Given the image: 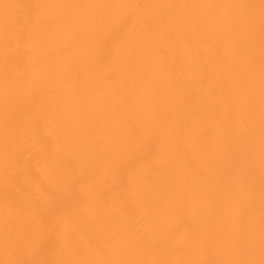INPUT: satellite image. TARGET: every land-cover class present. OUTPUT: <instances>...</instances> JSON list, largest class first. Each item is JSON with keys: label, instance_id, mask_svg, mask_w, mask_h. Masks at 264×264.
<instances>
[{"label": "bare ground", "instance_id": "bare-ground-1", "mask_svg": "<svg viewBox=\"0 0 264 264\" xmlns=\"http://www.w3.org/2000/svg\"><path fill=\"white\" fill-rule=\"evenodd\" d=\"M0 264H264V0H0Z\"/></svg>", "mask_w": 264, "mask_h": 264}]
</instances>
